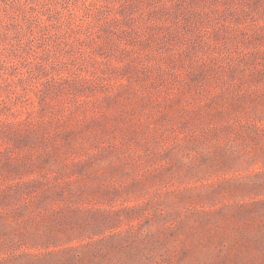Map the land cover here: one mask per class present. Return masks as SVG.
Segmentation results:
<instances>
[{
  "label": "rangeland",
  "instance_id": "obj_1",
  "mask_svg": "<svg viewBox=\"0 0 264 264\" xmlns=\"http://www.w3.org/2000/svg\"><path fill=\"white\" fill-rule=\"evenodd\" d=\"M0 264H264V0H0Z\"/></svg>",
  "mask_w": 264,
  "mask_h": 264
}]
</instances>
